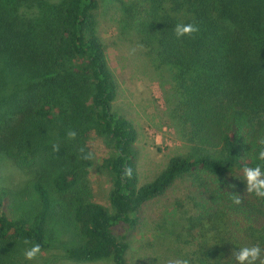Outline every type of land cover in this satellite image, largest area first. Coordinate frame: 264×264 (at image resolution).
<instances>
[{
    "label": "trees",
    "instance_id": "trees-1",
    "mask_svg": "<svg viewBox=\"0 0 264 264\" xmlns=\"http://www.w3.org/2000/svg\"><path fill=\"white\" fill-rule=\"evenodd\" d=\"M98 7L99 0H0V158L30 175L0 187V264H20L25 239L42 252L59 234L74 241L64 248L69 260L127 264L141 209L180 180L192 188L190 264H236L239 248L264 250V199L246 192L242 172L264 170L256 144L264 136V0L119 2L122 21L165 75L168 114L188 148L142 186L136 130L112 108L117 84L97 35ZM193 22L199 32L178 39L175 26ZM93 135L110 151L103 167L112 214L92 201L93 161L81 158ZM126 168L131 178H123Z\"/></svg>",
    "mask_w": 264,
    "mask_h": 264
},
{
    "label": "rangeland",
    "instance_id": "rangeland-1",
    "mask_svg": "<svg viewBox=\"0 0 264 264\" xmlns=\"http://www.w3.org/2000/svg\"><path fill=\"white\" fill-rule=\"evenodd\" d=\"M120 1L99 0L95 12L97 35L117 84L113 111L126 118L137 133L135 158L138 186H142L165 168L171 156L185 154L188 148L168 114L166 90L169 86L166 82L162 84L165 75L138 43L131 24L122 21ZM89 149L93 161L88 174L92 201L112 214L109 200L112 184L103 167L110 151L102 138L95 135L90 139ZM29 177L9 159L0 158V187H18ZM191 189L188 181L180 180L163 196L143 206L135 230L128 234L127 264H170L177 258L189 260L196 247L195 233L187 232L185 222L187 217L195 215L186 199ZM73 242L67 234H59L52 247L42 251L37 259L28 261L23 253L20 264H112L110 261L78 263L67 259L64 248Z\"/></svg>",
    "mask_w": 264,
    "mask_h": 264
},
{
    "label": "clouds",
    "instance_id": "clouds-1",
    "mask_svg": "<svg viewBox=\"0 0 264 264\" xmlns=\"http://www.w3.org/2000/svg\"><path fill=\"white\" fill-rule=\"evenodd\" d=\"M176 37H193L199 32V26L193 23H179L175 26ZM68 138L71 140L76 139L77 133L74 130H69ZM256 144L259 146L257 153V159L264 161V136L257 137ZM53 151L59 152L58 145H53ZM81 158L88 160L92 158V153H85L84 149L80 150ZM244 182L246 183V192L254 194L257 198L264 199V170L257 164L256 166L245 165L242 169ZM132 169L126 168L124 170L123 178H131ZM233 199V203L240 205L242 203V197L238 194H230ZM24 245L29 247L25 248L24 257L28 261H33L41 254V246L37 243H32L30 240L25 239ZM264 250L259 245L244 246L232 253L236 264H264V258H262ZM170 264H190L188 259L177 258L171 261Z\"/></svg>",
    "mask_w": 264,
    "mask_h": 264
}]
</instances>
